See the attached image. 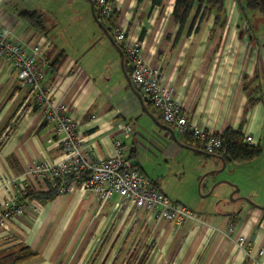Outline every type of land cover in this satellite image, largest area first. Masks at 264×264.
<instances>
[{
	"label": "crops",
	"instance_id": "obj_1",
	"mask_svg": "<svg viewBox=\"0 0 264 264\" xmlns=\"http://www.w3.org/2000/svg\"><path fill=\"white\" fill-rule=\"evenodd\" d=\"M157 1L112 0L115 10L105 27L111 36V26L124 28L128 39L141 42L145 58L161 68V83L172 88L174 98L186 107L191 124L216 132L240 130L243 136H252V145H260L263 153L261 14L245 9V3L236 0H221L222 10L192 0L180 24L173 14L176 0ZM20 11L32 10L7 11L0 7V28L11 29L20 39L42 46L43 83L51 88L56 102L64 103L66 111L77 120L80 136L94 146L96 157L121 152L165 195L185 202L186 195L174 194L165 181L152 177L153 165L198 155L207 157L211 169L214 160L180 144H184L181 134L165 124L159 111L135 89L124 62L122 67L119 50L95 22L92 12L95 28L91 26L79 35L67 34V26L60 30L63 26L56 22L47 26V15L33 10L44 16L45 32H38L18 19ZM136 91L155 120L142 109ZM30 105L27 88L7 64L0 62V180L23 174L40 157H60L51 125ZM120 121L131 125L128 137L117 128ZM155 121L170 127L175 138ZM116 140L121 142L119 150ZM253 160L226 162L250 167ZM192 171L197 178L203 172L196 168ZM250 180L238 185L245 197L264 207V180ZM25 181L34 191H47L51 186L49 180L32 176ZM4 195L0 190L1 199ZM37 204L38 212L15 216L0 228V264H72L75 259L69 252L77 235L84 226H103L104 215L109 217L108 226L118 227L108 247L112 252L106 259H111H104L102 264H116V257L123 253L126 257L117 264H244V253L226 234L230 224L236 232L250 236L255 248H264V209L248 202L240 209L243 213L218 211L217 207L203 211L198 202L197 211L190 209L205 223L181 227L119 203L116 194L98 202L88 191L79 189ZM137 235L141 240L139 253L133 247ZM22 247H27L32 257L14 263ZM81 254L76 264L84 263L86 252Z\"/></svg>",
	"mask_w": 264,
	"mask_h": 264
},
{
	"label": "built area",
	"instance_id": "obj_2",
	"mask_svg": "<svg viewBox=\"0 0 264 264\" xmlns=\"http://www.w3.org/2000/svg\"><path fill=\"white\" fill-rule=\"evenodd\" d=\"M95 3L102 15V23L107 25L115 10L114 4L109 0H95ZM112 36L132 67L131 83L159 111L162 121L178 133L190 136L205 153H224L223 131H209L191 124L186 107L174 98L172 88L161 83V68L145 58L141 42L128 39L125 29L119 26L112 27ZM42 55L40 44L24 41L13 30L0 28V62L7 64L20 84L27 88L31 108L51 125L60 152L58 158H38L19 176L1 178L0 190L5 195L0 198V228L15 216L39 211L36 201L21 200L27 193L25 178L28 176L49 180L51 187H58L60 194L84 189L98 202L116 194L119 203L149 212L179 227L204 224L202 217L165 195L121 152L96 157L94 146L80 136L77 120L66 111L64 103L56 102L51 88L43 83L45 63ZM116 126L125 137L131 135L129 123L120 121ZM244 141L254 143L250 135H245ZM115 145L119 150L121 142L116 140ZM226 234L244 253V264H264V248H255L250 236L236 232L232 224Z\"/></svg>",
	"mask_w": 264,
	"mask_h": 264
},
{
	"label": "rangeland",
	"instance_id": "obj_3",
	"mask_svg": "<svg viewBox=\"0 0 264 264\" xmlns=\"http://www.w3.org/2000/svg\"><path fill=\"white\" fill-rule=\"evenodd\" d=\"M0 7L7 11L12 8L43 11L48 18L47 26L51 22H56L57 26H63L60 30L67 26V34H83L88 32L91 26L95 28L86 0H0ZM64 16H67V18L64 19ZM199 158H202V160L199 161ZM206 158L191 155L180 157L179 160L174 161H157L158 163H155L152 168V177L165 181L167 187L173 190L174 194L186 195L187 200L179 203L195 211H197V203L201 202L203 211H209V208L217 207L218 211L229 210V212L243 213L244 211L240 209H244L247 202L243 198L251 199L244 196V190L240 188L238 183L249 182L251 181L250 177L255 178L256 182L264 180V150L262 155L255 158V161L253 160L254 162L250 167H240L231 162H226L223 165L220 159L209 155V158L214 160L215 163L213 168L209 169V161H206ZM195 168L203 171L198 178L192 171ZM209 183L211 185L207 189ZM170 198L176 201L175 198ZM103 219H105L104 222ZM101 221L104 223L103 226H84L83 230L77 235L69 252L72 256L70 258L75 259L72 264H76L82 252H86L83 264H102V261L107 258L108 252L111 254L112 250L109 251L108 247L116 233H113V231L118 226H108L107 224L110 221L107 215H104ZM140 243L141 240L137 235L133 239L134 251H137V253L140 250ZM125 257L126 254L123 253L116 257V260L121 262ZM109 259H111V256L108 257Z\"/></svg>",
	"mask_w": 264,
	"mask_h": 264
},
{
	"label": "trees",
	"instance_id": "obj_4",
	"mask_svg": "<svg viewBox=\"0 0 264 264\" xmlns=\"http://www.w3.org/2000/svg\"><path fill=\"white\" fill-rule=\"evenodd\" d=\"M112 2V0H109ZM156 1V0H154ZM160 1V0H158ZM157 1V2H158ZM237 2H244L245 9L257 11L261 14L264 19V0H236ZM202 3H205L210 8H216L218 10H222V2L221 0H201ZM192 0H176L173 14L175 19L182 24L186 19ZM94 12L98 19L102 21V15L99 12V9H94ZM17 17L19 20L23 21L27 26L37 30L38 32H45L44 26V16L42 12L39 11H20L17 13ZM113 25V22H112ZM112 26L110 28V31ZM128 60L124 56V65L126 72H131V65H128ZM130 64V63H129ZM148 101V100H147ZM251 103L255 101L253 99L250 100ZM149 102V101H148ZM149 105H152L149 102ZM153 106V105H152ZM180 140L187 146L195 147L199 149L198 144L193 140L190 136L186 134L180 135ZM222 140V148L224 153H206L208 155L220 156L225 162L226 161H250L257 157H259L262 153V148L260 145L253 146L244 141V136L240 132V130H233L231 128H227L223 131L221 136ZM153 181V180H152ZM154 182V181H153ZM155 183V182H154ZM156 184V183H155ZM58 187H51L47 191H34L27 188V193L22 196L21 200L26 201H37L40 204H45L55 197L59 196ZM32 257V254L29 252L27 247L21 248V254L18 258L14 260V263H20L24 260Z\"/></svg>",
	"mask_w": 264,
	"mask_h": 264
},
{
	"label": "water",
	"instance_id": "obj_5",
	"mask_svg": "<svg viewBox=\"0 0 264 264\" xmlns=\"http://www.w3.org/2000/svg\"><path fill=\"white\" fill-rule=\"evenodd\" d=\"M90 5H91V12H92V14H93V18H94L95 22H96V23L98 24V26L103 30V32L106 34V36L109 38V40H110V41L116 46V48L119 50L120 59H121L120 61H121L122 67H123L124 53H123L122 50L116 45V43L114 42L112 36L110 35L109 31L107 30V28L105 27V25L102 23V21H101L100 19H98V17L96 16V14H95V12H94V4H93V0L90 1ZM126 79L129 81V77H128L127 75H126ZM129 82H130V81H129ZM136 93H137V95H138V97H139V99H140L142 109H143V110H144L149 116H151L152 119H154V118L152 117L151 113H150V112L146 109V107L143 105L142 97H141L140 93L137 92V91H136ZM154 120H155V119H154ZM155 122H156V124H158V125H160V126L166 128V129L171 133V135L173 136V138H175L174 132H173V130H172L170 127H168L167 125H163V124H161V123L158 122V121H155ZM180 144L183 145V146H185V147H188L189 149H191V150H193V151H196V152H199V153L206 154L204 151H202V150H200V149H198V148H194V147H191V146H187V145L182 144V143H180ZM218 157H219L220 160L223 162V165H225V163H226L225 160H224L222 157H220V156H218ZM236 190H237V188H236ZM231 196H232V194L230 195V197H231ZM243 199H244L245 201H247L248 203L254 205L255 207H258V208L264 209V207L256 205L255 203H253L251 200H249V199H247V198H243Z\"/></svg>",
	"mask_w": 264,
	"mask_h": 264
},
{
	"label": "flooded vegetation",
	"instance_id": "obj_6",
	"mask_svg": "<svg viewBox=\"0 0 264 264\" xmlns=\"http://www.w3.org/2000/svg\"><path fill=\"white\" fill-rule=\"evenodd\" d=\"M89 4H90V1L91 0H86ZM93 4H94V9H97V7H96V3H95V1L93 0ZM91 6V5H90ZM108 30V29H107Z\"/></svg>",
	"mask_w": 264,
	"mask_h": 264
}]
</instances>
